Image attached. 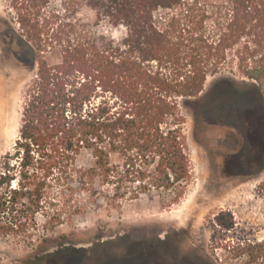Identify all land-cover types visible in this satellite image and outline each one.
Returning <instances> with one entry per match:
<instances>
[{
    "label": "trees",
    "instance_id": "1",
    "mask_svg": "<svg viewBox=\"0 0 264 264\" xmlns=\"http://www.w3.org/2000/svg\"><path fill=\"white\" fill-rule=\"evenodd\" d=\"M8 2L37 72L0 158V236L35 245L93 207L153 192L177 204L192 180L188 101L219 104L228 83L264 104V0ZM226 214L218 223L234 228ZM214 248L231 264H264V236Z\"/></svg>",
    "mask_w": 264,
    "mask_h": 264
},
{
    "label": "rangeland",
    "instance_id": "2",
    "mask_svg": "<svg viewBox=\"0 0 264 264\" xmlns=\"http://www.w3.org/2000/svg\"><path fill=\"white\" fill-rule=\"evenodd\" d=\"M81 15L96 20L90 9ZM18 28L8 0H0V158L14 146L24 90L37 72L32 49ZM102 29L123 33L108 25ZM214 80L208 77L203 93L214 88ZM225 87L230 88L228 83ZM228 98L223 104L203 105L195 97L184 106L192 180L179 203L168 206L153 192L118 210L93 207L76 222L47 232L35 245L0 236V264H224L225 250L214 248L217 240L237 242L242 234L263 237L264 104L256 89L241 85ZM248 114L250 128L243 124ZM238 115L240 151H229L221 123ZM222 211L228 213L224 220L232 214L234 228L218 223Z\"/></svg>",
    "mask_w": 264,
    "mask_h": 264
},
{
    "label": "flooded vegetation",
    "instance_id": "3",
    "mask_svg": "<svg viewBox=\"0 0 264 264\" xmlns=\"http://www.w3.org/2000/svg\"><path fill=\"white\" fill-rule=\"evenodd\" d=\"M229 86L231 89L228 87L223 93L222 104L226 101H229L228 95L230 90L239 88L232 84H229ZM238 105L240 106V103H238ZM226 109L229 110V105L226 106ZM250 117L251 116L248 114L246 119L243 120V124H246L248 128L251 127L249 124L251 123ZM221 125L225 129L223 143L224 147L229 151H240V115H238V119L234 121L226 118L224 121H222Z\"/></svg>",
    "mask_w": 264,
    "mask_h": 264
}]
</instances>
